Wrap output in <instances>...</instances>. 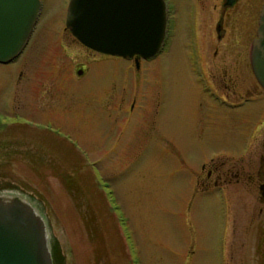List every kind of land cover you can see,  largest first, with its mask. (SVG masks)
Masks as SVG:
<instances>
[{"label":"rangeland","instance_id":"1","mask_svg":"<svg viewBox=\"0 0 264 264\" xmlns=\"http://www.w3.org/2000/svg\"><path fill=\"white\" fill-rule=\"evenodd\" d=\"M68 2L40 0L25 46L0 63V114L13 98L23 114L0 119V191L43 209L63 264H258L244 186L199 184L211 158L240 161L254 106L230 109L224 87L193 78L180 36L139 70L86 49Z\"/></svg>","mask_w":264,"mask_h":264},{"label":"flooded vegetation","instance_id":"2","mask_svg":"<svg viewBox=\"0 0 264 264\" xmlns=\"http://www.w3.org/2000/svg\"><path fill=\"white\" fill-rule=\"evenodd\" d=\"M263 1L163 0L165 30L159 49L165 50L169 36H180L179 46L186 56L185 62L193 78L205 80L212 87L213 83L224 87L227 93L223 95L215 91V95L220 96L224 105L230 109L247 104L254 106L253 116L240 150L241 159L248 152L251 156L247 161L240 159L230 164L225 160L217 163L211 158L209 167L205 169L206 178L199 184L202 186L213 184L225 189L222 182L235 181L241 182L244 186L245 192L241 196L252 197L255 203L253 207L256 209V225L260 229L254 247L258 264H264V86L256 77L253 87L251 83L249 86L243 72L247 66L252 70L250 45L257 35ZM128 59L132 61L133 67L139 70L143 58L134 55ZM242 85L246 86L241 87ZM231 96L233 99L229 98ZM124 101V98L119 99V108L123 106ZM7 105L8 107L0 114V119L10 117L9 119L18 121L23 114L17 99L9 100ZM204 168L205 165L202 166L203 170ZM51 240L54 241L52 234ZM54 264H63V255L56 249Z\"/></svg>","mask_w":264,"mask_h":264},{"label":"water","instance_id":"3","mask_svg":"<svg viewBox=\"0 0 264 264\" xmlns=\"http://www.w3.org/2000/svg\"><path fill=\"white\" fill-rule=\"evenodd\" d=\"M39 10L40 0H0V63L19 55ZM65 27L94 51L146 59L162 45L165 5L163 0H69ZM250 62L264 86V1ZM50 240L47 217L36 202L0 191V264H54Z\"/></svg>","mask_w":264,"mask_h":264},{"label":"trees","instance_id":"4","mask_svg":"<svg viewBox=\"0 0 264 264\" xmlns=\"http://www.w3.org/2000/svg\"><path fill=\"white\" fill-rule=\"evenodd\" d=\"M50 244H51L52 259H53V263H54V252H55V249L58 251V247L56 246L55 242L52 240H50Z\"/></svg>","mask_w":264,"mask_h":264}]
</instances>
